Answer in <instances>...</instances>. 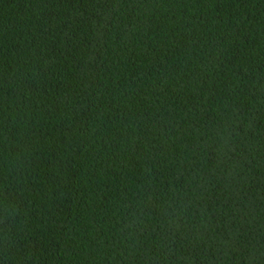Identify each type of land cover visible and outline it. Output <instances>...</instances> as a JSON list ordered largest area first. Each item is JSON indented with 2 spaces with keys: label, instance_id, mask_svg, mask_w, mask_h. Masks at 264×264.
Listing matches in <instances>:
<instances>
[{
  "label": "trees",
  "instance_id": "16d2710c",
  "mask_svg": "<svg viewBox=\"0 0 264 264\" xmlns=\"http://www.w3.org/2000/svg\"><path fill=\"white\" fill-rule=\"evenodd\" d=\"M0 264H264V0H0Z\"/></svg>",
  "mask_w": 264,
  "mask_h": 264
}]
</instances>
